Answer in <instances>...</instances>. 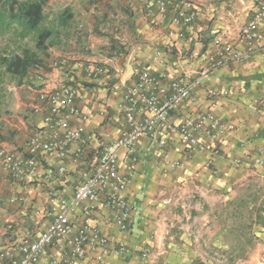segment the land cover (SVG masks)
I'll list each match as a JSON object with an SVG mask.
<instances>
[{
    "label": "crops",
    "instance_id": "crops-1",
    "mask_svg": "<svg viewBox=\"0 0 264 264\" xmlns=\"http://www.w3.org/2000/svg\"><path fill=\"white\" fill-rule=\"evenodd\" d=\"M191 1L198 12L194 33L179 37L177 27L169 24L171 8L156 13L154 25L138 0H47L43 19L55 2L59 19L55 27L39 26L51 32L45 44L37 48L38 32H32L35 50L20 47L10 53L21 55L29 49L38 62L18 78L6 117L1 116L0 101V146L19 148L41 125L42 115L33 112L31 104L37 89L55 86L53 59H66L74 67L75 81L83 77L82 64L101 65L107 71L83 82L91 99L83 105L91 111L87 126L107 141L117 132L122 119L117 104L137 66L165 73L160 85L168 93L170 79L197 74L213 38L235 45L239 29L262 0ZM259 29L264 35V21ZM198 31L201 39L194 36ZM193 49L200 51L198 57L192 56ZM102 102L109 106L104 113L99 112ZM209 114L229 128L209 141L206 119L205 128L197 132L208 143L204 150L188 149L177 135H169L163 148L149 139L140 141L126 193L135 211L133 224L125 233L102 225L113 241L124 237L128 251L116 253L111 244L108 264H264V47L246 62L215 69L188 101L171 111V119L180 122ZM164 153L179 164L165 165ZM126 167L119 162L120 171ZM56 178L53 174L47 180L51 190L68 193L76 173ZM17 190L0 169V251L33 237L46 223L33 215L44 203L46 190L33 185L23 203H12L9 198ZM166 198L171 202L163 204Z\"/></svg>",
    "mask_w": 264,
    "mask_h": 264
},
{
    "label": "built area",
    "instance_id": "built-area-1",
    "mask_svg": "<svg viewBox=\"0 0 264 264\" xmlns=\"http://www.w3.org/2000/svg\"><path fill=\"white\" fill-rule=\"evenodd\" d=\"M138 1L154 25L158 24L156 13H165L171 8L169 24L177 27V35L194 33L198 12L191 0ZM263 21L264 0L239 29L235 45L223 43L219 37L213 38V48L204 55L197 74L170 79L166 85L168 93L160 85L165 73L155 74L147 67L137 66L133 71L134 80L124 85L117 104L122 112L117 132L107 141L87 126L91 111L83 108L91 100L83 82L107 71L101 65L82 64L83 77L75 81L74 67L66 59H53L51 66L57 73L55 86L37 89L31 104L32 111L42 115L41 125L31 131L19 148L0 146V169L18 187L9 201L23 203L33 185L43 187L47 195L44 203L34 208L33 215L39 220L46 219V223L33 237L13 242L1 250L0 264H108L106 256L111 244L116 253H126L125 238L113 241L102 225H113L125 233L133 224L135 211L126 193L130 173L138 161L140 141L149 139L163 148L169 135H177L188 149L204 150L208 143L201 140L197 132L205 128L206 119L209 120V141H215L227 130L228 125L214 115L175 122L171 111L188 101L215 69L246 62L263 48L264 35L259 29ZM194 36L201 39L202 32ZM166 48L171 52V46ZM199 52L193 49L191 54L198 57ZM107 107L108 104L102 102L99 112H106ZM212 152L217 154L218 150ZM163 156L165 165L179 164L176 160L170 161L167 153ZM69 162L75 167L68 165ZM119 162L127 164L125 171L119 170ZM260 162L264 166V157ZM234 163L240 164V161L234 160ZM73 172L76 178L70 192L51 190L47 180L53 174L62 180ZM161 202L168 204L171 198Z\"/></svg>",
    "mask_w": 264,
    "mask_h": 264
},
{
    "label": "trees",
    "instance_id": "trees-1",
    "mask_svg": "<svg viewBox=\"0 0 264 264\" xmlns=\"http://www.w3.org/2000/svg\"><path fill=\"white\" fill-rule=\"evenodd\" d=\"M47 0H0V36L13 26L20 30L17 35L21 38L32 32H38L37 48H41L51 32L39 30L43 20L42 9ZM38 59L29 49H23L21 55H5L0 52V74L8 73L13 77L22 79L30 66L36 64Z\"/></svg>",
    "mask_w": 264,
    "mask_h": 264
},
{
    "label": "rangeland",
    "instance_id": "rangeland-1",
    "mask_svg": "<svg viewBox=\"0 0 264 264\" xmlns=\"http://www.w3.org/2000/svg\"><path fill=\"white\" fill-rule=\"evenodd\" d=\"M58 6L59 4L57 2H55L54 5L50 6L51 8L53 7V9H50L49 12L45 14V18L40 24L41 28H51L57 26L59 19ZM18 30H20L19 27L13 26L11 29L1 35L0 51H3L5 55L20 50V47H26L35 50L36 33H32L24 38H20L17 35ZM38 51L39 50H37V52ZM0 71L3 72L2 69H0ZM19 85L20 82H18V78H13V76L7 73L0 74L1 116L5 115L6 117V115L10 113L8 109L11 100L10 96L17 90V87Z\"/></svg>",
    "mask_w": 264,
    "mask_h": 264
}]
</instances>
